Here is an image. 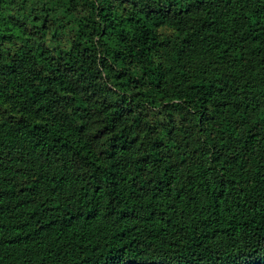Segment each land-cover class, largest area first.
<instances>
[{
  "label": "trees",
  "instance_id": "1",
  "mask_svg": "<svg viewBox=\"0 0 264 264\" xmlns=\"http://www.w3.org/2000/svg\"><path fill=\"white\" fill-rule=\"evenodd\" d=\"M0 264H264V0H0Z\"/></svg>",
  "mask_w": 264,
  "mask_h": 264
}]
</instances>
